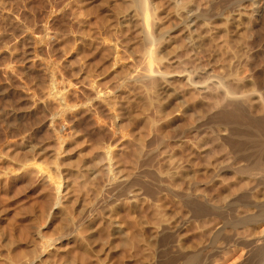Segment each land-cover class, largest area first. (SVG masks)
I'll use <instances>...</instances> for the list:
<instances>
[{"label": "rangeland", "instance_id": "obj_1", "mask_svg": "<svg viewBox=\"0 0 264 264\" xmlns=\"http://www.w3.org/2000/svg\"><path fill=\"white\" fill-rule=\"evenodd\" d=\"M143 1L0 0V264H185L242 184L218 169L223 84L264 97V55L223 49L219 0Z\"/></svg>", "mask_w": 264, "mask_h": 264}, {"label": "bare ground", "instance_id": "obj_2", "mask_svg": "<svg viewBox=\"0 0 264 264\" xmlns=\"http://www.w3.org/2000/svg\"><path fill=\"white\" fill-rule=\"evenodd\" d=\"M135 1L138 5H136L137 8L140 7L142 9L144 1ZM219 4L222 12L221 16L224 20L225 39L223 41L226 45L225 48H222L231 49V43L237 42L239 44L238 47L242 46V49L239 47L241 51L243 49L248 51L249 47H251L259 54L264 55V30H258L250 34L248 31V36H244L242 31L241 33L239 32L245 27L246 23L251 22L254 26L264 24V0H219ZM141 9L139 10L141 11ZM143 12L141 13L145 17L146 15ZM247 14L252 16H250V22L247 21ZM190 16H192L191 20L193 23L191 26L193 28L200 20L206 21L213 17L212 7H208L207 10H199V12L192 13ZM243 32L247 33V31ZM196 42V38H192L190 41L192 45L196 44ZM247 47L248 49H245ZM233 49L238 52L232 47V51ZM241 51L237 54L239 58V55L243 53ZM249 51L248 54L251 53V49ZM226 55L228 56L227 53ZM229 55L231 56L230 53ZM243 58V60L245 58L248 60L250 57L249 55H243ZM250 81L246 79L240 81L238 79L236 85L232 83L235 87H232L231 82L228 80L224 82L225 103L220 112L226 123L228 122L229 124L235 121L237 126L234 129L227 125L225 129L223 138L225 146V152H223L224 162L218 169L234 173L244 183L242 182L234 191L230 192L228 189L229 193L226 192L224 197L222 195V198L220 196V200H216L217 202L210 196L203 211V215L209 219L207 223L208 234H206L207 236L205 235V239L202 242L198 241L195 243L194 241L195 244L191 246L192 248L185 264H264V160L256 159L254 163L249 162L244 157L245 155L247 156L245 145L241 144L243 139V141H253L255 144L256 142L264 144V97L258 88L259 86L256 87L257 83L250 84ZM233 136L241 140L238 139L239 143L237 146H232L231 144ZM214 178L213 173L209 183L214 181ZM57 186L59 190L62 186L60 181ZM55 203H58V201ZM199 215H201V210L199 208L194 209L193 217H198ZM113 228L115 233L119 232L116 225Z\"/></svg>", "mask_w": 264, "mask_h": 264}]
</instances>
